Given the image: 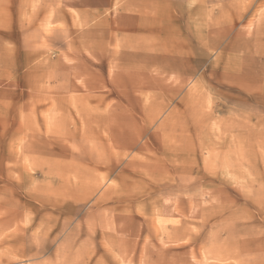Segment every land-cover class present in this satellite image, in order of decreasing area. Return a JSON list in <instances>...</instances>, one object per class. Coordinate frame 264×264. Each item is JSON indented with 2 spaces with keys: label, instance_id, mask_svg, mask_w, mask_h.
<instances>
[{
  "label": "rangeland",
  "instance_id": "1",
  "mask_svg": "<svg viewBox=\"0 0 264 264\" xmlns=\"http://www.w3.org/2000/svg\"><path fill=\"white\" fill-rule=\"evenodd\" d=\"M0 264H264V0H0Z\"/></svg>",
  "mask_w": 264,
  "mask_h": 264
}]
</instances>
